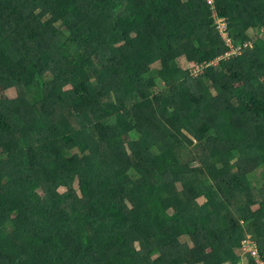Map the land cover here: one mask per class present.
Returning <instances> with one entry per match:
<instances>
[{
	"label": "trees",
	"instance_id": "1",
	"mask_svg": "<svg viewBox=\"0 0 264 264\" xmlns=\"http://www.w3.org/2000/svg\"><path fill=\"white\" fill-rule=\"evenodd\" d=\"M263 78L264 0H0V264L264 259Z\"/></svg>",
	"mask_w": 264,
	"mask_h": 264
},
{
	"label": "rangeland",
	"instance_id": "2",
	"mask_svg": "<svg viewBox=\"0 0 264 264\" xmlns=\"http://www.w3.org/2000/svg\"><path fill=\"white\" fill-rule=\"evenodd\" d=\"M217 21L220 22V28L222 30L224 29L225 25L228 27V22L226 19L225 20H217ZM222 35L225 39L228 36V34L225 31H223ZM236 53H241V51H238ZM263 80H264V78H263ZM6 96H7V94L4 92V90L2 88H0V97L5 98ZM69 148H70L71 153L76 151L72 146ZM162 158H163L167 167H172L175 165V160L168 153H166V152L163 153ZM257 164H258V160L236 162L234 165H232L230 167V170L233 174H242V173H246L247 171L253 170L257 166ZM234 167H236V170L234 169ZM39 193H40V190H39ZM199 201L202 203L204 201V199L200 198ZM180 241H185V239L182 238ZM242 251L243 250L237 252V255H242ZM244 257L245 256L240 258L241 262L245 261L246 258H244Z\"/></svg>",
	"mask_w": 264,
	"mask_h": 264
},
{
	"label": "built area",
	"instance_id": "3",
	"mask_svg": "<svg viewBox=\"0 0 264 264\" xmlns=\"http://www.w3.org/2000/svg\"><path fill=\"white\" fill-rule=\"evenodd\" d=\"M207 4L209 6H212L216 0H206ZM229 46L231 47L232 50H234V52H238L243 50L244 48L247 47V44H244L243 46H236L234 47L232 44L229 43ZM245 244H247V248H246V253L251 254L252 257H254L256 259V261L258 262V264H264L259 260V253L257 251V249L254 247V245H252L251 243H249V241H247Z\"/></svg>",
	"mask_w": 264,
	"mask_h": 264
},
{
	"label": "crops",
	"instance_id": "4",
	"mask_svg": "<svg viewBox=\"0 0 264 264\" xmlns=\"http://www.w3.org/2000/svg\"><path fill=\"white\" fill-rule=\"evenodd\" d=\"M247 241H249V243H251L252 245H254V247L257 249L258 253H259V260L264 263V259L263 257L261 256V253L258 249V246H257V243L255 240L252 239V234L248 233V238H246L243 242H242V246L239 247V248H236L235 251H236V254L237 252H239L238 250H243L242 251V255H238L240 256V258H242L243 256H246L247 253H246V248H247V244H245ZM255 261L256 264H258V262L256 261V259L254 257H252Z\"/></svg>",
	"mask_w": 264,
	"mask_h": 264
},
{
	"label": "clouds",
	"instance_id": "5",
	"mask_svg": "<svg viewBox=\"0 0 264 264\" xmlns=\"http://www.w3.org/2000/svg\"><path fill=\"white\" fill-rule=\"evenodd\" d=\"M219 25H220V22L218 23ZM215 26H216V29L219 31V28L217 27V25L215 24ZM227 28V26L225 25V27H224V29L222 30L221 29V32H219V33H223V31H225V29ZM226 32V31H225ZM223 36V35H222ZM226 41H227V43L229 44H232L234 47H236V45H234L233 43H232V41H231V39L227 36L226 37ZM245 44H247L248 45V42H246ZM244 45V44H243ZM243 45H238V46H243ZM241 52H242V50H241ZM247 254H249V253H247ZM250 256H251V254H249ZM252 257V256H251Z\"/></svg>",
	"mask_w": 264,
	"mask_h": 264
}]
</instances>
